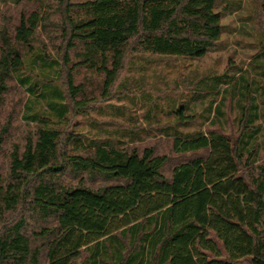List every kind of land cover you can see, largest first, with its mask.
Here are the masks:
<instances>
[{"label": "trees", "instance_id": "obj_1", "mask_svg": "<svg viewBox=\"0 0 264 264\" xmlns=\"http://www.w3.org/2000/svg\"><path fill=\"white\" fill-rule=\"evenodd\" d=\"M53 1L0 0L39 3L0 22V264H264V44L245 71L199 80L202 113L180 103L158 123L173 162L156 145L86 142L61 127L71 104L88 105L70 53L104 75L109 97L130 54L214 50L222 0ZM41 30L61 36V59ZM15 86L19 111L7 106Z\"/></svg>", "mask_w": 264, "mask_h": 264}, {"label": "rangeland", "instance_id": "obj_2", "mask_svg": "<svg viewBox=\"0 0 264 264\" xmlns=\"http://www.w3.org/2000/svg\"><path fill=\"white\" fill-rule=\"evenodd\" d=\"M225 1H220L219 5V9L227 12L223 17L222 38L207 56L194 59L151 53L130 54L109 97L103 94L104 75L79 66L77 56L71 51L70 67L75 68L76 83L84 84L85 88V94L78 95L77 99H84L88 105L78 112L71 104L72 114L60 122L61 127L86 142L107 140L118 146L131 144L140 148L156 145L159 151L170 153L172 161H176L177 155L171 152L169 139L157 129L158 123L164 125L173 121L174 109L180 103L189 104L193 106V112L202 113L204 104L195 103L199 80L210 74H239L245 71L264 44L263 30L259 26V15L261 17L264 13V0L231 1L232 7ZM50 2L53 8L57 6L55 1ZM38 4L0 3V22L2 14H6L7 20L15 23L21 10L32 9ZM42 8L45 11L47 5L42 4ZM51 17L55 19L57 13ZM39 34L43 42L41 45L45 44L50 54L61 59L64 52L61 36L55 30L49 33L41 30ZM25 99L23 91L15 86L8 97V109L19 111L20 102ZM208 104L209 101H206ZM196 127L207 129L208 124L199 122ZM26 128L25 121L18 120L16 136L19 137Z\"/></svg>", "mask_w": 264, "mask_h": 264}]
</instances>
